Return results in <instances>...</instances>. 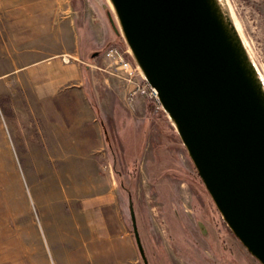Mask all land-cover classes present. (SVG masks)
Returning <instances> with one entry per match:
<instances>
[{"label":"rangeland","instance_id":"374dc122","mask_svg":"<svg viewBox=\"0 0 264 264\" xmlns=\"http://www.w3.org/2000/svg\"><path fill=\"white\" fill-rule=\"evenodd\" d=\"M224 1L264 80V0ZM70 2L79 7L82 60L110 65L94 70L93 84L86 86L107 125L103 153L111 157L116 179L106 188L112 204L103 211L83 210L82 201L87 206L92 198L90 172L77 173L72 163L48 159V151L63 155L64 149L42 147L38 122L9 115V102L0 97V264H145L131 209L148 264H260L224 222L161 105L147 96L138 102L130 91L122 95L117 84L108 91L120 67L107 51L115 48L132 57L123 37L120 44L112 36L108 12L117 20L109 0ZM14 37L11 29L0 30L2 70L9 67L3 61L9 52L2 47ZM145 103L154 110L145 127L136 129L126 121L143 118ZM135 110L142 112L134 115ZM120 111L124 115H116Z\"/></svg>","mask_w":264,"mask_h":264},{"label":"water","instance_id":"95a60500","mask_svg":"<svg viewBox=\"0 0 264 264\" xmlns=\"http://www.w3.org/2000/svg\"><path fill=\"white\" fill-rule=\"evenodd\" d=\"M224 222L264 264V84L219 0H109ZM141 257L145 251L131 209Z\"/></svg>","mask_w":264,"mask_h":264},{"label":"crops","instance_id":"0c3cea01","mask_svg":"<svg viewBox=\"0 0 264 264\" xmlns=\"http://www.w3.org/2000/svg\"><path fill=\"white\" fill-rule=\"evenodd\" d=\"M70 1L0 0V30L9 28L15 36L9 47H2L3 51L9 52L3 60L9 67L2 70L0 66V97L9 102V115L22 117L30 124L38 122L42 147L64 149L63 155H56V150L48 151V159L72 163L77 173L90 172L92 198L87 206L84 201L80 202L81 207L103 211L112 204L113 194L107 189L113 187L116 179L111 157L103 153L108 143V131L102 107L93 105L86 84H93L90 75L97 74L94 70H104L110 65L105 61L100 65L96 60L93 63L82 60L85 55L81 49L84 42L80 33L79 7ZM108 17L112 27L110 12ZM112 32L121 44L120 35L114 29ZM99 53L92 50L90 54L96 57ZM13 61H16V68H12ZM115 74L118 80L107 86L110 93L113 84L118 85L122 95L135 89L134 84L122 78L121 69L118 68ZM137 96V101L143 103L144 98L140 96L144 95ZM149 107L150 103L141 107L145 111L143 118L128 115L126 122L136 129L144 128L146 117L152 115ZM140 112L142 110H135L134 115ZM122 114L123 111L116 113ZM106 163L108 165L104 167Z\"/></svg>","mask_w":264,"mask_h":264},{"label":"built area","instance_id":"2783aa9c","mask_svg":"<svg viewBox=\"0 0 264 264\" xmlns=\"http://www.w3.org/2000/svg\"><path fill=\"white\" fill-rule=\"evenodd\" d=\"M127 52L130 51L127 50ZM107 55L118 63L123 73L122 78L135 85V89L130 93L131 97L144 95L160 105L157 91L147 83L133 57H131V53H129L131 58L128 59L126 52L113 48L107 51Z\"/></svg>","mask_w":264,"mask_h":264},{"label":"bare ground","instance_id":"6f19581e","mask_svg":"<svg viewBox=\"0 0 264 264\" xmlns=\"http://www.w3.org/2000/svg\"><path fill=\"white\" fill-rule=\"evenodd\" d=\"M219 3L221 4V7H222V9H223V11H224L226 17H227L229 23L231 24V27H232L235 31L238 32V27H237L236 22H235L233 19H231V16H230V13H229V8H228V6H227V3H226L224 0H219ZM110 5H111V4H110ZM111 7H112V6H111ZM254 65H255V64H254ZM255 67H256V66H255ZM256 69H257V68H256ZM257 71H258V70H257ZM258 73H259V72H258ZM261 75H262V74L259 73V76H260V78H261V80H262V82H263V84H264V80H263V78H262ZM0 260L2 261L3 259H0Z\"/></svg>","mask_w":264,"mask_h":264},{"label":"trees","instance_id":"16d2710c","mask_svg":"<svg viewBox=\"0 0 264 264\" xmlns=\"http://www.w3.org/2000/svg\"><path fill=\"white\" fill-rule=\"evenodd\" d=\"M151 106V105H150ZM153 108L149 107V112L152 113L153 112Z\"/></svg>","mask_w":264,"mask_h":264}]
</instances>
